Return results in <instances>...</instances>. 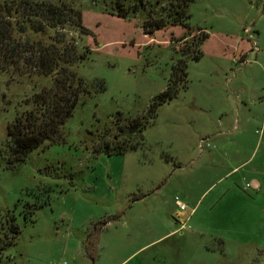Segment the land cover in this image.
<instances>
[{"label":"rangeland","instance_id":"rangeland-1","mask_svg":"<svg viewBox=\"0 0 264 264\" xmlns=\"http://www.w3.org/2000/svg\"><path fill=\"white\" fill-rule=\"evenodd\" d=\"M13 1L0 0V8ZM29 1L80 11L89 34L63 33L78 53L89 49L71 68L89 93L64 122L60 142L8 167L5 126L50 79L0 73V264H264V124L225 134L226 151L239 152L231 161L213 158L221 144L198 141L222 108L264 109V0H193L189 32L176 25L150 35L142 32L144 13L157 14L162 0H142L144 9L125 17L109 14L112 0ZM197 28L207 33L201 56L186 58L185 88L157 107L143 142L122 155L93 153L104 140L125 138H112L114 121L145 112L171 64L192 50ZM15 29L21 42L53 40V30ZM95 223L101 229L85 241L89 256L83 244Z\"/></svg>","mask_w":264,"mask_h":264},{"label":"trees","instance_id":"trees-1","mask_svg":"<svg viewBox=\"0 0 264 264\" xmlns=\"http://www.w3.org/2000/svg\"><path fill=\"white\" fill-rule=\"evenodd\" d=\"M129 1L112 0L109 14L125 17L130 12L138 11V8L144 9L142 0H135L133 4ZM159 1L154 0L155 4ZM162 1L163 4L159 5L157 14L150 9L144 13L141 23L143 34L150 35L155 30L176 25L189 32L191 27L188 23L190 17L188 6L193 0ZM14 27L20 34L26 30L40 34L53 30V40L48 44L28 40L21 42L12 37ZM66 27L79 35L89 34L81 24L80 11L65 2L54 4L48 1L18 0L3 3L0 8V73L10 76H44L50 79L47 86H41L31 96V108L16 114L5 126L8 167L23 162L28 152L44 143L51 145L60 142L64 122L81 97L89 93L83 80L71 69L75 63L86 58L89 49L85 47L83 52L78 53L76 44L65 39L63 30ZM196 30L199 34L195 38L192 50L182 52L183 57L171 64L165 88L150 99L145 112L134 118H123V123L114 121L116 134L112 138L116 139L117 134L125 138L120 141L104 140L100 146L92 149L93 153L122 155L135 150L143 142L142 131L145 124L155 116L157 107L172 99L179 89L185 88L186 58L196 61L201 56L200 45L207 37V33L203 28ZM185 38L186 35H183L181 40ZM103 89L102 85L98 90ZM116 116H120V113H116ZM23 218L25 219L24 216ZM108 221L109 219L99 225L103 226ZM96 224L98 225L95 223L91 226L83 244L84 253L89 256L85 241L101 229L100 227L97 229ZM10 229L16 236L17 226L10 224Z\"/></svg>","mask_w":264,"mask_h":264},{"label":"crops","instance_id":"crops-1","mask_svg":"<svg viewBox=\"0 0 264 264\" xmlns=\"http://www.w3.org/2000/svg\"><path fill=\"white\" fill-rule=\"evenodd\" d=\"M243 59L240 63H243ZM210 112V111H209ZM211 118L214 122L211 121ZM210 119L211 123L209 124L206 121L204 134L198 141H204L207 139H211L213 142L221 144V147L217 148L212 155L214 157L223 158V160L231 161L233 157H235L239 152L238 149L235 148L231 153L226 150L228 141L225 137V134H228L230 131L237 130L238 126H241V129L247 128L251 124L261 123L264 124V109L263 111H258L256 108H222L220 111H216L214 117L208 116V120ZM214 127H213V126ZM233 146H236V141L231 143ZM221 149V153L219 149ZM218 155V156H217ZM235 167L230 168L232 171ZM227 172V173H228ZM263 186L258 183H254L253 190L258 192L261 190Z\"/></svg>","mask_w":264,"mask_h":264},{"label":"built area","instance_id":"built-area-1","mask_svg":"<svg viewBox=\"0 0 264 264\" xmlns=\"http://www.w3.org/2000/svg\"><path fill=\"white\" fill-rule=\"evenodd\" d=\"M244 32H246L247 34V39L250 40V46H251V49H254L256 50V46H255V41H254V37H253V34L249 32L248 29H244ZM244 187H248V184L245 183ZM174 203L176 205V207L179 209V210H184L185 209V204L180 202L176 197L174 198ZM61 264H67L65 262L61 263Z\"/></svg>","mask_w":264,"mask_h":264}]
</instances>
